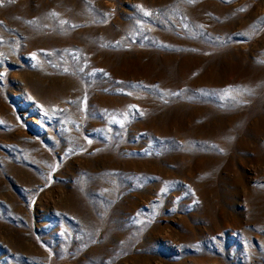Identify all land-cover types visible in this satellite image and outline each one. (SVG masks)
<instances>
[{
	"label": "rangeland",
	"instance_id": "rangeland-1",
	"mask_svg": "<svg viewBox=\"0 0 264 264\" xmlns=\"http://www.w3.org/2000/svg\"><path fill=\"white\" fill-rule=\"evenodd\" d=\"M0 264H264V0H0Z\"/></svg>",
	"mask_w": 264,
	"mask_h": 264
}]
</instances>
